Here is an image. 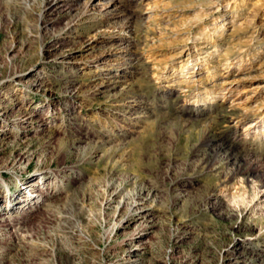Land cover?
I'll use <instances>...</instances> for the list:
<instances>
[{
    "label": "rangeland",
    "instance_id": "1",
    "mask_svg": "<svg viewBox=\"0 0 264 264\" xmlns=\"http://www.w3.org/2000/svg\"><path fill=\"white\" fill-rule=\"evenodd\" d=\"M84 3L0 0V264H264V0Z\"/></svg>",
    "mask_w": 264,
    "mask_h": 264
},
{
    "label": "bare ground",
    "instance_id": "2",
    "mask_svg": "<svg viewBox=\"0 0 264 264\" xmlns=\"http://www.w3.org/2000/svg\"><path fill=\"white\" fill-rule=\"evenodd\" d=\"M73 1H75V0H46V5H45V9L48 11V12H50V11H52V10H54V9H57V10H59V9H61V8H63V7H66V6H69V3H71V2H73ZM84 4H85V9H84V13H86V11L88 10V9H94V10H96V11H98V12H100V11H103V10H107V11H111L112 10V8L114 9V4H115V0H84ZM117 7V6H116ZM113 12V11H112ZM83 13V12H82ZM101 13V12H100ZM110 13V12H109ZM105 14V13H104ZM32 116V114L30 113L29 115H26L24 118H21L20 119V121L22 122V123H26L27 122V120H26V118H30ZM31 122V121H30ZM249 127H251V126H253V124L252 123H250L249 125H248ZM1 134H0V139H1ZM40 185V181L39 180H35V181H33L32 183H30V186L32 187V189L34 188V187H37V186H39ZM30 193H31V189H30ZM261 194L260 195H262V202L264 203V189L263 190H261V192H260ZM31 196H29V197H27L24 201H23V203L26 201V200H28L29 198H31L32 200L34 199H36L35 201H37L39 198H40V196L39 195H33V193H31L30 194ZM261 198V197H260ZM11 203H12V201H11ZM142 202L141 201H136L134 204H133V206L136 208V209H138L139 208V210H141L140 208V204H141ZM262 203V204H263ZM138 244V243H137ZM138 245H135V247L132 249V254H131V257H133V256H135L136 255V253H137V251H138V247H137Z\"/></svg>",
    "mask_w": 264,
    "mask_h": 264
}]
</instances>
